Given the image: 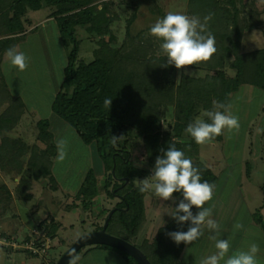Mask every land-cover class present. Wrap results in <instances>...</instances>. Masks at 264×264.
<instances>
[{
	"label": "rangeland",
	"instance_id": "1",
	"mask_svg": "<svg viewBox=\"0 0 264 264\" xmlns=\"http://www.w3.org/2000/svg\"><path fill=\"white\" fill-rule=\"evenodd\" d=\"M98 2L99 8H103L104 1ZM258 5L264 12V0H258ZM190 6V0H111L105 12L111 21L112 31L108 36L104 38L98 35V32L89 31L86 26H78L77 36L82 41L80 57L93 59L98 49L104 46L107 40L114 46L120 45L128 33L129 20L135 12H137L136 17L130 26L132 32L139 34L145 41L149 40L151 53H155V56H166L160 48L162 41L150 35V28L169 12L200 18L199 13L193 9L195 6L192 5L193 8ZM51 11L50 6L29 11L31 22L27 25L32 34H28L26 41H21L23 43L20 42L21 44L17 46V50L28 57L26 70L19 72L10 65L7 58L1 63L11 90L14 94L21 95L28 105V110L19 123L5 134H8L13 141L17 140L20 145L26 142L31 146L29 153L25 156L26 160L33 154L47 150L49 157L54 159V167L52 174L41 178H35L31 173L24 174L28 176V182H31L28 187L32 194V198L26 200L21 196L17 186L23 173L18 174L11 168L13 165H5L7 157L2 158L0 155V232L2 237L0 240H3L2 243L0 242V264H54L79 236L103 225L110 210L121 200L119 194L116 197L106 191L107 179L110 180L112 174L106 169L96 141L87 144L77 128L62 119L63 122L60 123L57 118L53 119L50 130L48 129L45 133L39 130L40 118H48L51 121L52 104L65 78L68 54L75 46V38L71 32H61L57 23L50 22ZM53 17L52 21H56V17ZM262 17L264 19V13ZM44 20L47 23L50 22L48 26L43 24ZM35 27L38 29L32 31ZM242 41L243 52L262 50L264 23L246 28ZM237 58V53L229 58L227 74L235 75L240 69V64L232 65ZM199 64H206V62ZM199 64L180 70L175 67V78L179 80L184 70L205 75L209 69L198 67ZM7 105L0 106V115ZM161 105L165 115L160 127L145 123L143 116L138 113L133 117L129 127L122 132L121 140L127 142L131 152L130 158L134 160L135 165L144 169L140 175L129 178L133 185H136L134 180L149 177L155 167V164L150 163L148 159L145 136L158 131L162 133L174 131L172 126L175 123V105L167 103ZM229 106L230 113L239 119V130L228 132L225 129L222 139L215 138L200 146L201 159L223 180L216 197L214 196L211 202L212 217L216 216V221L223 219L222 223H219L218 238L229 239L231 245L229 255L236 250H247L249 244L245 241L253 243L256 240L255 243L260 246L257 264H264V234L253 239L256 232L253 230L248 232L255 225L251 217L255 219L257 209L262 207L264 214V132L258 134L256 131L257 128L264 129V89L252 84H243L232 95ZM62 138L67 141V156L63 162H57L56 143ZM2 142V134H0V147ZM10 151V154L14 156L19 150L17 146H13ZM92 168L98 178V194L90 198L84 206H80L81 199L77 198L76 193ZM240 180L243 183L242 191L238 189ZM6 185L12 191L11 195L4 187ZM223 187H226L225 191L222 190ZM121 190L126 192V188ZM246 199L253 214L247 210L249 206L244 204ZM176 201L177 198L175 201L164 202L151 191L145 193L144 204L147 216L138 235H133L123 228L110 226L109 229L115 232L119 230L120 234L130 237L134 243L151 253L144 241L148 237H155L160 226L170 219ZM49 214L59 219V227L56 225L46 227L47 237L50 236L49 246L46 245L45 251L35 254L27 245L37 237L39 244L36 243V245L43 247L42 238L45 236H42L43 232L41 236H38L39 233L36 234L35 230L44 228V225L40 224L46 217H50ZM121 224L119 225L123 226L122 221ZM237 224L241 225L239 229L235 227ZM15 228H18L16 229L18 233L13 232ZM259 229L264 232L263 228ZM207 230L205 228L203 236L190 246L187 245L188 250L187 252L185 250L182 255L185 264H199L201 258L216 251L214 241L209 242L205 235ZM214 234L213 232L212 235ZM240 241L243 245L240 249H236L234 245ZM95 255L100 264L113 263L103 257L101 252H95ZM153 260L156 264L160 263L154 258ZM220 264H224V261Z\"/></svg>",
	"mask_w": 264,
	"mask_h": 264
},
{
	"label": "trees",
	"instance_id": "2",
	"mask_svg": "<svg viewBox=\"0 0 264 264\" xmlns=\"http://www.w3.org/2000/svg\"><path fill=\"white\" fill-rule=\"evenodd\" d=\"M98 1L0 0V106L8 104L0 115V134L3 139L0 155L2 158L7 157L5 165H13L11 168L18 174L23 173L17 186L26 200L31 199L32 194L28 187L31 182H28L29 178L24 174L31 173L35 178H41L53 173L54 159L49 157L47 150L33 154L26 160L25 156L31 146L26 142L20 145L17 140L13 141L5 134L19 123L28 110V105L21 95H16L11 90L1 68L2 61L6 59V51L12 47L17 49L18 44L30 34L27 25L31 22L29 11L50 6V16L56 17L61 32H71L75 38V46L69 52L65 65V78L52 104L53 110L77 128L87 144L95 141L98 143L106 169L114 175H111L110 180L107 179L106 191L114 196L124 195L117 205H129L127 210H116L109 227L123 228L133 235H138L147 216L145 193H141L136 185L127 181V177H136L143 173L144 169L135 165L134 160L130 158L131 152L127 142L118 139L114 146L112 136L120 137L138 113L143 116L145 123L160 127L165 115L161 104L175 105L176 116L172 126L174 131H158L145 136L148 159L150 163L155 164L156 158L162 155L161 150H167L175 142L176 148L183 151L185 157L191 159L193 166L200 170L201 182L207 181L215 186L214 193L219 176L201 159V145H197L190 135L186 134L185 128L196 117L201 116L203 111L214 110L213 101L229 106L232 95L243 84H252L264 89V48L259 51L242 50L246 28L263 24L264 12L260 9L258 0H190L191 6L195 8L190 7L199 13L202 21L206 14H211L206 32H211L215 37L217 51L206 64L198 65L209 69L205 75L184 70L177 80L175 66L167 64L166 56H155V53H151L149 40L145 41L139 34L132 32L130 26L137 12L130 18L128 33L120 45L114 46L107 40L93 59L80 57L82 41L77 36L78 26H86L89 31L98 32V35L104 38L112 31L110 18L105 13L111 0H103V8H99ZM35 29L38 27L32 31ZM234 53L238 54V58L232 65L240 64L241 67L235 75L227 74L228 60ZM105 98L112 99L111 107H104ZM202 118L211 122L207 117ZM50 124L48 118H40V132L48 131ZM224 133L216 138L222 139ZM13 146H17L19 150L14 156L10 154ZM98 185L96 172L92 168L76 193L77 198L81 199L80 206H84L90 198L98 194ZM4 187L11 195L12 191L7 185ZM122 188H126V192H123ZM174 196L177 198L175 211L183 197L179 193ZM207 205L208 202L205 207ZM197 211L194 207L193 213L196 214ZM48 216L50 217L42 220L40 225L59 227V219L52 214ZM255 219L264 228L262 207L255 212ZM189 226L190 222L181 226L171 216L160 226L155 237L145 239L144 242L151 253L139 246L153 264H156L153 258L160 262L159 264H182V255L187 245L181 243L178 246L168 233L187 231ZM109 227V232L132 241L130 237L120 234L119 230L115 232ZM98 246L117 250L129 264H139L133 256L117 247L107 244Z\"/></svg>",
	"mask_w": 264,
	"mask_h": 264
},
{
	"label": "clouds",
	"instance_id": "3",
	"mask_svg": "<svg viewBox=\"0 0 264 264\" xmlns=\"http://www.w3.org/2000/svg\"><path fill=\"white\" fill-rule=\"evenodd\" d=\"M210 19L211 14L205 16L201 22L197 16L169 12L151 26L150 35L162 41L160 48L166 55L168 65H174L180 70L212 58L217 49L215 37L211 32H206ZM6 58L19 72H24L28 67V57L15 47L6 51ZM111 105L112 99L105 98L104 107ZM229 108L228 105L213 101L214 110L203 111L201 116L187 125L186 134L190 135L197 145L202 146L221 136L225 129L228 132L238 131L239 119L230 113ZM202 117H207L211 122H206ZM256 131L259 134L264 132V129L257 128ZM122 137L112 136V144L115 146L117 140ZM56 147L57 162H63L67 156V141L59 139ZM161 152L162 155L156 158L152 174L142 180L136 179L134 183L141 193L151 191L164 202L175 201L176 193L183 197L171 216L179 225L190 222V226L187 231L170 232L168 236L178 246L181 243L191 245L204 235V229L207 228L215 233L210 235L209 239L214 241L216 251L201 258L199 264H220L221 261H224V264H257L260 252L257 243L253 242L248 245L247 250H236L229 255V239L218 238L220 225L211 218L212 209L205 207L213 197L215 186L207 181L201 182L200 170L193 166V162L185 157L183 151L176 148L175 142ZM194 207L198 209L196 214L193 213ZM235 227L239 229L241 225L237 224ZM70 257L68 264H77L79 257L72 254Z\"/></svg>",
	"mask_w": 264,
	"mask_h": 264
},
{
	"label": "water",
	"instance_id": "4",
	"mask_svg": "<svg viewBox=\"0 0 264 264\" xmlns=\"http://www.w3.org/2000/svg\"><path fill=\"white\" fill-rule=\"evenodd\" d=\"M127 181H129V177H127ZM128 208L129 205H127V207H113L106 217L103 225H101L97 229H94L93 231L86 232L79 236L76 241L70 246V248L67 249L54 264H68L69 259L71 258L70 254L76 256L83 247L92 244H107L113 247H117L133 256L139 264H153L148 255L139 245L122 236L108 231L111 218L116 210L123 211L127 210Z\"/></svg>",
	"mask_w": 264,
	"mask_h": 264
},
{
	"label": "crops",
	"instance_id": "5",
	"mask_svg": "<svg viewBox=\"0 0 264 264\" xmlns=\"http://www.w3.org/2000/svg\"><path fill=\"white\" fill-rule=\"evenodd\" d=\"M54 17L53 16H49V19H50V22H54V24H58V22H57V20L56 21H52V19H53ZM50 22H46L45 20H44V25L45 26H48V24L50 23ZM42 24V25H43ZM59 26V25H58ZM32 33H30V35H31ZM29 35V36H30ZM26 41V40H25ZM25 41H23V42H25ZM23 42H21V43H23ZM20 43V44H21ZM19 44V45H20ZM61 85V84H60ZM60 88V87H59ZM58 91V90H57ZM56 91V92H57ZM51 110H52V112L50 113V117H51V125H50V127L52 126V123H53V119L54 118H57L58 120H60V123H62L63 121L62 120H64V119H62L54 110H53V107L51 108ZM62 119V120H61ZM50 120V119H49ZM65 121V120H64ZM65 122H67V121H65ZM50 130V129H49ZM221 178V176H219V182H218V184H217V187H216V189H215V192H214V194H213V197H212V199H211V201L210 202H208V208H213V205H212V200H214L213 198H214V196L216 197V194H217V192H218V190H219V186H220V184H221V182L223 181V180H221L220 179ZM239 185V190H243V188H242V186H243V183L241 182V180H240V182L238 183ZM222 190H226V187H223V189ZM221 190V191H222ZM220 199L222 198L221 197V195H220V197H219ZM248 202H247V199L244 201V204L246 205V206H249V204H247ZM247 210L249 211V213L250 214H253V211H252V208L249 206V208L247 207ZM212 219H214L215 221L217 220V217L216 216H214V217H211ZM254 221H255V225L253 226V227H251L249 230H248V232L249 231H251V230H253L254 232H256V235L254 234L253 235V239L255 238V239H257V237L256 236H258V235H262V234H264V232L263 231H261V229H259L260 227L261 228H263L257 221H256V219H254L253 218V216L251 217ZM222 221H223V219H221L220 221H217L218 222V224L219 223H222ZM257 225V226H256ZM16 229H18V228H15V230L13 231V232H17V230ZM264 229V228H263ZM11 232V231H10ZM18 233V232H17ZM212 233L213 232H210L209 230H207V233H205V235L208 237V240H209V242H211V240L209 239V236L210 235H212ZM259 237V236H258ZM263 237V236H262ZM264 238V237H263ZM243 239V238H242ZM256 241V240H255ZM255 241H253V242H255ZM246 242V244H251L249 241H245ZM237 244V245H236ZM241 245H243V242L242 241H240V243H235V245H234V247L236 246V249L238 248V249H240L241 248ZM190 246V245H189ZM14 249H17V248H14ZM97 250H99V251H97ZM186 250V252H187V250H188V246H187V248L185 249ZM82 252V253H81ZM81 254L79 253V254H77L76 256H78L79 257V260L77 261V264H100L99 262H98V260H97V257H96V255H95V252H101V254H102V256L103 257H106L108 260H111L113 263L112 264H129L128 263V261H127V259L120 253V252H118L117 250H114V249H110V248H105V247H101V246H98V245H90L89 247H85L84 249H82L81 250ZM185 256H186V254H185ZM182 264H185V259H184V261L182 260Z\"/></svg>",
	"mask_w": 264,
	"mask_h": 264
},
{
	"label": "built area",
	"instance_id": "6",
	"mask_svg": "<svg viewBox=\"0 0 264 264\" xmlns=\"http://www.w3.org/2000/svg\"><path fill=\"white\" fill-rule=\"evenodd\" d=\"M46 227H47V226H44V228L41 229V230H40V229L35 230L36 234L39 233L38 236H41V235H42V232H43V235H42V236H45V237L42 238L43 247H42V246L39 247V245H36V243L39 244L38 241H37V237H36V238H33V239L30 241V243H28V245H27L30 249H32L31 251H32L33 253H35V254H39L40 251H45V250H46V245H47V247L49 246L48 244L50 243V236L47 237V235H48V231H47ZM39 230L41 231V233H40ZM0 238H2V237H1V232H0ZM6 241H7V240H6V238H5V242H6ZM0 242L2 243L3 240L1 239ZM14 246H15V245H14ZM28 247H27V248H28Z\"/></svg>",
	"mask_w": 264,
	"mask_h": 264
},
{
	"label": "flooded vegetation",
	"instance_id": "7",
	"mask_svg": "<svg viewBox=\"0 0 264 264\" xmlns=\"http://www.w3.org/2000/svg\"><path fill=\"white\" fill-rule=\"evenodd\" d=\"M123 185L125 186V184H123ZM123 185H122V187H124ZM119 195L121 196L120 199L122 200V199L124 198V195H122V194H119ZM119 195L117 194L116 197H118ZM116 206H120V205H116ZM121 207H122V206H121Z\"/></svg>",
	"mask_w": 264,
	"mask_h": 264
}]
</instances>
